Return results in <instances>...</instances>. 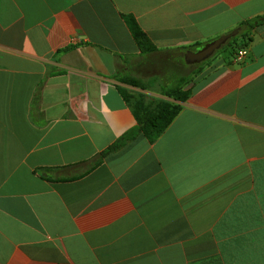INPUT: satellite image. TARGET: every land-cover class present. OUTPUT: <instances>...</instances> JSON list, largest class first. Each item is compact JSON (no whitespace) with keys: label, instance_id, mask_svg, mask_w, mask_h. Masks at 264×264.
Here are the masks:
<instances>
[{"label":"crops","instance_id":"0c3cea01","mask_svg":"<svg viewBox=\"0 0 264 264\" xmlns=\"http://www.w3.org/2000/svg\"><path fill=\"white\" fill-rule=\"evenodd\" d=\"M122 15L171 51L264 0H0V264H264V23L179 103L116 79L144 61ZM119 87L181 110L78 178L136 126Z\"/></svg>","mask_w":264,"mask_h":264},{"label":"trees","instance_id":"16d2710c","mask_svg":"<svg viewBox=\"0 0 264 264\" xmlns=\"http://www.w3.org/2000/svg\"><path fill=\"white\" fill-rule=\"evenodd\" d=\"M122 18L140 50V56L144 59L143 62L147 61L149 58L157 54L179 52L182 54L185 63V54L190 49H201L205 45L197 44L192 47H184L177 50L161 51L153 44L151 39L143 31L133 15H122ZM263 23L264 15L243 22L240 25V33L236 37L231 39L222 49L235 45L240 38H246L248 42L251 41L250 32L255 27ZM248 42L245 41L244 43L240 44L238 49H247ZM74 48L75 46H69L63 50H60L58 54L66 53L70 50H73ZM123 61L126 62L127 58H124ZM185 65L187 64L185 63ZM195 73L196 72L193 71L189 75L180 76L177 79L172 78V80H170V84L169 81L161 87V95L166 98L172 99L175 102H185L191 95V90H186L185 87L190 84V82L192 81V75H194ZM116 79L124 85L142 89L140 79L133 73V69H131L129 66L127 68L119 70ZM118 91L127 104L128 108L132 111L136 120V126L132 130L124 134L119 140L109 146L106 150L98 154L90 162V167L78 178L89 174L95 168L100 166L109 155L120 152L129 143L136 140L138 137L145 138L151 144L154 143L171 125V123L174 121L175 117L181 110V106L179 104L170 102L168 100L148 97L143 93L122 87H119ZM41 177L51 181L55 180L50 177H44V175H41ZM78 178L74 177L67 180H75Z\"/></svg>","mask_w":264,"mask_h":264},{"label":"rangeland","instance_id":"374dc122","mask_svg":"<svg viewBox=\"0 0 264 264\" xmlns=\"http://www.w3.org/2000/svg\"><path fill=\"white\" fill-rule=\"evenodd\" d=\"M222 48L216 51L212 57L221 52V50H224ZM196 67L197 64L185 65L181 53L168 52L154 55L143 62L137 68L135 75L140 79L142 89L161 91V87L172 80V78L177 79L180 76L189 75Z\"/></svg>","mask_w":264,"mask_h":264},{"label":"water","instance_id":"95a60500","mask_svg":"<svg viewBox=\"0 0 264 264\" xmlns=\"http://www.w3.org/2000/svg\"><path fill=\"white\" fill-rule=\"evenodd\" d=\"M239 29L222 35L219 38L205 44L200 50L196 52L189 51L185 55V63L187 65L200 64L211 58L216 51L221 49L226 43L239 34Z\"/></svg>","mask_w":264,"mask_h":264},{"label":"built area","instance_id":"2783aa9c","mask_svg":"<svg viewBox=\"0 0 264 264\" xmlns=\"http://www.w3.org/2000/svg\"><path fill=\"white\" fill-rule=\"evenodd\" d=\"M248 54V50L247 49H242L238 52V56L239 57H245Z\"/></svg>","mask_w":264,"mask_h":264}]
</instances>
